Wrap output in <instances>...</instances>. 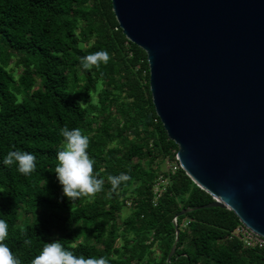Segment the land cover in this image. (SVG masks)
<instances>
[{
  "label": "trees",
  "instance_id": "1",
  "mask_svg": "<svg viewBox=\"0 0 264 264\" xmlns=\"http://www.w3.org/2000/svg\"><path fill=\"white\" fill-rule=\"evenodd\" d=\"M101 49L108 62L83 69L81 58ZM148 81L146 54L123 35L110 0H0V219L21 264L53 239L108 264H264V244H244L231 210L177 215L212 197L179 167ZM65 126L89 137L93 172L103 181L94 196L68 199L56 180ZM13 150L35 157L32 173L2 163ZM165 158L174 171L160 168ZM120 173L127 179L112 190L108 178Z\"/></svg>",
  "mask_w": 264,
  "mask_h": 264
},
{
  "label": "water",
  "instance_id": "2",
  "mask_svg": "<svg viewBox=\"0 0 264 264\" xmlns=\"http://www.w3.org/2000/svg\"><path fill=\"white\" fill-rule=\"evenodd\" d=\"M141 48L176 160L212 201L264 239V0H110ZM179 230L166 262L173 255Z\"/></svg>",
  "mask_w": 264,
  "mask_h": 264
},
{
  "label": "clouds",
  "instance_id": "3",
  "mask_svg": "<svg viewBox=\"0 0 264 264\" xmlns=\"http://www.w3.org/2000/svg\"><path fill=\"white\" fill-rule=\"evenodd\" d=\"M109 54L106 50H97L83 56L80 60L81 67L85 70L99 67L107 63ZM63 138L62 147L56 153L57 164L55 176L61 186L62 194L68 199L75 200L82 195L94 196L103 188V181L93 172L94 160L89 156V137L79 128L69 129L67 126L60 129ZM4 165L15 164L19 173L27 176L35 170V157L24 151H9L3 158ZM112 190L127 179V175L120 173L108 178ZM8 236V225L0 219V264H21L4 243ZM28 241H26L27 243ZM31 264H108L104 257H85L75 255L58 240L53 239L45 243L38 254L33 257Z\"/></svg>",
  "mask_w": 264,
  "mask_h": 264
},
{
  "label": "built area",
  "instance_id": "4",
  "mask_svg": "<svg viewBox=\"0 0 264 264\" xmlns=\"http://www.w3.org/2000/svg\"><path fill=\"white\" fill-rule=\"evenodd\" d=\"M177 166H174L172 168V171H174L176 169ZM180 167V166H179ZM160 184H162V182L157 183L154 188H153V192H154V202L156 201V199L160 196L161 192H162V188L159 189ZM127 205H129V202H127ZM237 235H239V237L243 240L244 244L248 247H253V246H261L264 244V239H262L261 237H259L258 235H256L255 233H253L252 231H250L247 227H245L243 224L239 225L238 228L236 229L235 232Z\"/></svg>",
  "mask_w": 264,
  "mask_h": 264
},
{
  "label": "rangeland",
  "instance_id": "5",
  "mask_svg": "<svg viewBox=\"0 0 264 264\" xmlns=\"http://www.w3.org/2000/svg\"><path fill=\"white\" fill-rule=\"evenodd\" d=\"M9 67L11 68H15V59H11L10 63H9ZM20 69H16V73H20ZM93 103H98V97L96 95V93L93 94ZM116 122H120V119H118ZM176 158V157H175ZM160 168L162 169H168V168H173L175 166V162L174 161H169L168 158H165V160L159 165ZM159 189H161V187H159ZM129 206V205H128ZM129 212L128 208H125L122 212L121 217L127 215Z\"/></svg>",
  "mask_w": 264,
  "mask_h": 264
}]
</instances>
